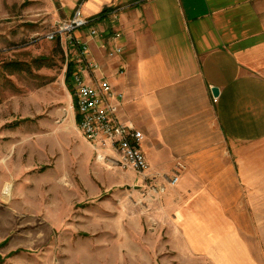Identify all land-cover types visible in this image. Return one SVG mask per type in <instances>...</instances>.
Masks as SVG:
<instances>
[{"label":"crops","instance_id":"crops-1","mask_svg":"<svg viewBox=\"0 0 264 264\" xmlns=\"http://www.w3.org/2000/svg\"><path fill=\"white\" fill-rule=\"evenodd\" d=\"M49 1L58 22L77 6L95 18L100 37H90V27L75 34L100 64L96 77L122 93L114 100L119 121L144 135L145 176L112 163L118 151L78 128L65 66L59 86L70 125L57 128L68 137L61 156L86 198L165 184L145 214L156 225L149 244L157 261L264 264V0ZM117 44L122 53L110 57ZM66 53L73 57V47ZM87 212L117 215L123 231L131 215L143 216L142 209Z\"/></svg>","mask_w":264,"mask_h":264},{"label":"rangeland","instance_id":"rangeland-1","mask_svg":"<svg viewBox=\"0 0 264 264\" xmlns=\"http://www.w3.org/2000/svg\"><path fill=\"white\" fill-rule=\"evenodd\" d=\"M58 12L46 0H0V264H172L149 244V184L87 199L67 172L57 128L70 125L59 86L70 56L45 37ZM91 209H142V222L131 215L123 231L117 215Z\"/></svg>","mask_w":264,"mask_h":264},{"label":"built area","instance_id":"built-area-1","mask_svg":"<svg viewBox=\"0 0 264 264\" xmlns=\"http://www.w3.org/2000/svg\"><path fill=\"white\" fill-rule=\"evenodd\" d=\"M95 18L84 15L81 6H77L72 15L58 22L53 29L46 32L47 39H60L65 44V50L73 47L74 55L68 61L72 64L71 83L74 91V101L71 108L78 114V128L85 138L99 139L103 145L113 147L119 153L118 159L110 161L124 169L130 168L145 176L149 163L142 149L143 132L133 126L122 124L117 116V104L114 100L121 99L122 93L116 91L110 81L96 77L100 64L93 59L88 44L75 33L90 27L92 38L100 37L101 33L92 27ZM112 39L120 37L119 32H112ZM123 51L120 45L108 50L110 57H115ZM119 74L123 71L120 69ZM182 166L178 164V168ZM179 174L169 178V184L175 185ZM148 192L157 196L166 191L165 184H149Z\"/></svg>","mask_w":264,"mask_h":264},{"label":"trees","instance_id":"trees-1","mask_svg":"<svg viewBox=\"0 0 264 264\" xmlns=\"http://www.w3.org/2000/svg\"><path fill=\"white\" fill-rule=\"evenodd\" d=\"M73 69L72 64L69 63L66 71V82H68V86L71 90L72 89V83H71V70Z\"/></svg>","mask_w":264,"mask_h":264},{"label":"bare ground","instance_id":"bare-ground-1","mask_svg":"<svg viewBox=\"0 0 264 264\" xmlns=\"http://www.w3.org/2000/svg\"><path fill=\"white\" fill-rule=\"evenodd\" d=\"M11 191V184H7L5 187V193H10Z\"/></svg>","mask_w":264,"mask_h":264},{"label":"water","instance_id":"water-1","mask_svg":"<svg viewBox=\"0 0 264 264\" xmlns=\"http://www.w3.org/2000/svg\"><path fill=\"white\" fill-rule=\"evenodd\" d=\"M212 91H213L214 96H216L218 94V89L217 88H213Z\"/></svg>","mask_w":264,"mask_h":264}]
</instances>
